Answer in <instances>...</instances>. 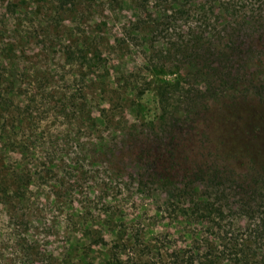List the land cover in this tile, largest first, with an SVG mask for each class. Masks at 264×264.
<instances>
[{
  "label": "rangeland",
  "instance_id": "374dc122",
  "mask_svg": "<svg viewBox=\"0 0 264 264\" xmlns=\"http://www.w3.org/2000/svg\"><path fill=\"white\" fill-rule=\"evenodd\" d=\"M235 102L264 110V0H0V264H107L137 230L231 264L204 239L234 208L199 224L177 188Z\"/></svg>",
  "mask_w": 264,
  "mask_h": 264
},
{
  "label": "trees",
  "instance_id": "16d2710c",
  "mask_svg": "<svg viewBox=\"0 0 264 264\" xmlns=\"http://www.w3.org/2000/svg\"><path fill=\"white\" fill-rule=\"evenodd\" d=\"M228 27L218 32L228 31ZM231 109L237 116H231L233 122L224 130L222 137L227 138L226 147L223 150L204 148L206 164L194 166L193 179L188 177L177 189L185 194L188 207L195 209V220L199 224L215 225L214 216L223 215V206L233 207L238 214L228 230L218 227V243L204 239L210 256L223 253L227 258V253L231 264H264V110L239 102L232 104ZM225 157L245 160L252 174L242 180L234 178L232 170L215 162ZM224 232L226 234L222 235ZM158 233L154 245L144 242L140 230L130 236L120 234V240L111 247L114 258L107 264H143L144 258L147 264H161L158 258L166 259L158 260L166 262L163 264H204L202 250L206 248L193 245V234L189 240L185 232L164 234L163 230H158Z\"/></svg>",
  "mask_w": 264,
  "mask_h": 264
}]
</instances>
